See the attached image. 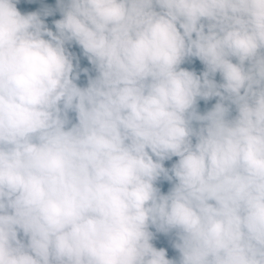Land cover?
<instances>
[{
  "label": "clouds",
  "instance_id": "9594fccd",
  "mask_svg": "<svg viewBox=\"0 0 264 264\" xmlns=\"http://www.w3.org/2000/svg\"><path fill=\"white\" fill-rule=\"evenodd\" d=\"M0 264H264V0H0Z\"/></svg>",
  "mask_w": 264,
  "mask_h": 264
}]
</instances>
